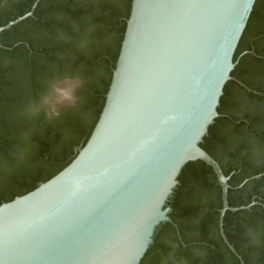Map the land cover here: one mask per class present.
Wrapping results in <instances>:
<instances>
[{"label":"water","instance_id":"obj_1","mask_svg":"<svg viewBox=\"0 0 264 264\" xmlns=\"http://www.w3.org/2000/svg\"><path fill=\"white\" fill-rule=\"evenodd\" d=\"M31 11L5 26L32 16ZM256 0H133L100 118L75 158L32 191L0 205V264H139L186 163L219 115L234 55Z\"/></svg>","mask_w":264,"mask_h":264},{"label":"trees","instance_id":"obj_2","mask_svg":"<svg viewBox=\"0 0 264 264\" xmlns=\"http://www.w3.org/2000/svg\"><path fill=\"white\" fill-rule=\"evenodd\" d=\"M36 0H0V26L31 11ZM133 0H40L33 15L0 34V205L35 189L65 168L76 156L75 148L84 146L92 134L106 103V94L120 56L122 42L131 16ZM256 36L254 72L264 76V0H256L248 24L234 55L232 77H239V55L246 39ZM81 76L83 87L74 107L53 119L39 106L42 93L55 76ZM229 80L221 96V115ZM249 84L257 92L251 100L264 103V81ZM218 136L214 125L201 146L215 159ZM225 175L230 171L224 169ZM262 172H256L260 174ZM172 197V219L183 229V218L199 217L195 240L207 249L205 264L215 263L212 232L220 234L222 188L212 166L203 160L189 161L178 176ZM237 178L231 183H238ZM230 183V184H231ZM248 202H231L232 207ZM252 206L251 209L257 208ZM251 209L227 211L224 229L229 241L241 246L238 233L228 220L237 214L235 228H244V215ZM257 229L264 228V210L248 218ZM148 248L139 264H161L163 252L158 241ZM188 244L189 240H186ZM225 244L224 240L218 241ZM194 264H197L195 261Z\"/></svg>","mask_w":264,"mask_h":264},{"label":"flooded vegetation","instance_id":"obj_3","mask_svg":"<svg viewBox=\"0 0 264 264\" xmlns=\"http://www.w3.org/2000/svg\"><path fill=\"white\" fill-rule=\"evenodd\" d=\"M258 40L260 39L256 38L254 34L246 39V45L239 55L238 62L241 65L239 77L236 76L230 79L231 83L226 93L222 113L215 118L212 124L219 140L215 155L216 160L222 170L230 171V174L226 175L229 178L228 183L230 185L229 205L230 201L238 203L249 201L248 205H243L249 207L244 209H251L252 206L256 205L258 207L251 209L250 212L244 215L245 224L242 230L235 228L238 224L236 213L231 215V220H228L233 228L231 232L238 233L241 241L240 247L229 241L224 229L223 219V231L227 240L233 246L234 249H232L226 242L221 230L222 198V207L219 209L220 234L214 232V230L212 232V237L216 241L213 247L215 263L223 259L224 264H264V228L257 229L247 222L249 221L248 218L252 216L257 218L259 213L264 210V103L251 100V93L257 91L255 87L249 85H259L258 83L264 81V76L254 72V68L251 67L255 65L254 61H260L261 58L256 53V45H261L256 43ZM68 78L75 80L73 81L75 82L73 99L59 103L57 109L49 110L45 105L47 102L46 97L51 95L56 82ZM83 84L84 79L81 76H55L48 83L46 91L42 93L40 105H32L30 109L33 113H38L39 110L44 111L48 119L58 117L64 109H71L78 103L79 91ZM256 172L262 173L255 175ZM233 178H237L238 181L235 182L238 183H231L230 181ZM172 197L166 204L171 209L168 216L172 221L161 223L154 236V240L158 241V250L163 252L161 264H194L195 261L197 264H205L207 249L195 240L197 236L195 227L199 223V217L183 218V229L181 231L180 225L171 217ZM227 211L234 213L238 210ZM221 239L224 240L225 244L218 243ZM186 240L191 242L186 244Z\"/></svg>","mask_w":264,"mask_h":264},{"label":"rangeland","instance_id":"obj_4","mask_svg":"<svg viewBox=\"0 0 264 264\" xmlns=\"http://www.w3.org/2000/svg\"><path fill=\"white\" fill-rule=\"evenodd\" d=\"M73 81L75 80L68 78L62 79L54 84L51 95L46 97L47 102L45 105L49 110L57 109L59 103H64L73 99V90L75 89V82ZM67 91H69V95L65 94Z\"/></svg>","mask_w":264,"mask_h":264},{"label":"bare ground","instance_id":"obj_5","mask_svg":"<svg viewBox=\"0 0 264 264\" xmlns=\"http://www.w3.org/2000/svg\"><path fill=\"white\" fill-rule=\"evenodd\" d=\"M66 95H69V92H65Z\"/></svg>","mask_w":264,"mask_h":264}]
</instances>
